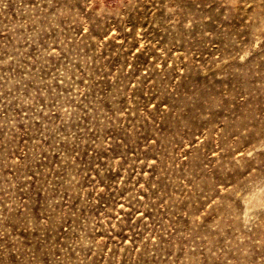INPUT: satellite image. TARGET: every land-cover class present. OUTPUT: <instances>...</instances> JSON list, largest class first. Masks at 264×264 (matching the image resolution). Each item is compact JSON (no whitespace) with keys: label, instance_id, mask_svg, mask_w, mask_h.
<instances>
[{"label":"rangeland","instance_id":"rangeland-1","mask_svg":"<svg viewBox=\"0 0 264 264\" xmlns=\"http://www.w3.org/2000/svg\"><path fill=\"white\" fill-rule=\"evenodd\" d=\"M0 264H264V0H0Z\"/></svg>","mask_w":264,"mask_h":264}]
</instances>
